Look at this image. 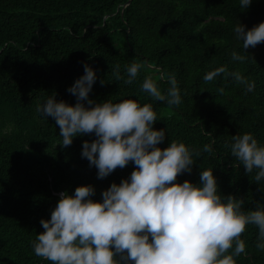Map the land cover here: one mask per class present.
Returning a JSON list of instances; mask_svg holds the SVG:
<instances>
[{
    "label": "trees",
    "instance_id": "trees-1",
    "mask_svg": "<svg viewBox=\"0 0 264 264\" xmlns=\"http://www.w3.org/2000/svg\"><path fill=\"white\" fill-rule=\"evenodd\" d=\"M128 1L0 0V129L11 125L0 131V264H52L35 255L32 242L45 231L41 218L50 219L60 194L91 184L92 199L102 200L103 190L136 167L129 161L98 178V169L81 155L83 142L95 134H78L62 146L55 118L36 111L53 94L74 105L76 97L67 89L84 74L85 63L96 71L89 93L95 103L132 97L153 104V127L166 129L159 147L171 139L197 150L211 144L214 151L194 154L191 172L174 182L198 184L202 168L211 167L222 196L243 198L245 210L264 202V180L254 181L256 170L246 172L228 147L233 135L245 131L264 143V41L243 50L233 33L237 22L248 29L264 21V0H252L247 8L239 0H131L123 10ZM234 49L247 59L233 60ZM133 61L144 66L125 84ZM221 65L225 73L203 79ZM234 71L254 80L255 89L246 91L230 75ZM169 73L181 89L180 105L154 100L141 88L150 75L166 91ZM221 87L224 93L217 91ZM257 233L255 225L246 226V250L236 264H264Z\"/></svg>",
    "mask_w": 264,
    "mask_h": 264
},
{
    "label": "clouds",
    "instance_id": "clouds-1",
    "mask_svg": "<svg viewBox=\"0 0 264 264\" xmlns=\"http://www.w3.org/2000/svg\"><path fill=\"white\" fill-rule=\"evenodd\" d=\"M251 3L239 0L241 8ZM233 33L243 50L255 47L264 41V21L248 29L237 22ZM231 55L235 61L247 59L235 49ZM143 66L136 61L128 64L124 83L132 84ZM226 71L223 65L215 67L203 79L212 81ZM113 75L121 79L118 64ZM159 75L163 79L165 74ZM230 75L246 91L255 89V81L243 73ZM96 79L95 69L85 63L84 74L67 89L76 97L74 105L57 101L53 94L36 111L41 118H55L62 146L70 145L78 134H95L96 139L83 142L81 155L98 169V178L129 161L136 167L128 178L103 190L102 200L92 199L91 184L77 186L73 194L62 192L50 219L41 218L45 231L32 242L35 255L52 264H236L235 258L246 250L241 234L247 225L257 227L256 247L264 251V202L245 210L243 198L222 196L211 167L202 168L198 184L187 179L174 182L178 174L191 172L194 154L214 151L211 144L197 150L171 139L167 147H159L166 129L153 127L157 121L153 104L132 97L95 103L89 93ZM167 79L166 91L150 75L144 77L141 88L154 100L180 105L176 76L169 73ZM10 130L11 125L0 129ZM228 147L246 172L256 170L254 181L264 180V143L253 132L233 135Z\"/></svg>",
    "mask_w": 264,
    "mask_h": 264
},
{
    "label": "water",
    "instance_id": "water-1",
    "mask_svg": "<svg viewBox=\"0 0 264 264\" xmlns=\"http://www.w3.org/2000/svg\"><path fill=\"white\" fill-rule=\"evenodd\" d=\"M130 1H131V0H129L128 3L124 5L123 10H124V8L130 3Z\"/></svg>",
    "mask_w": 264,
    "mask_h": 264
}]
</instances>
